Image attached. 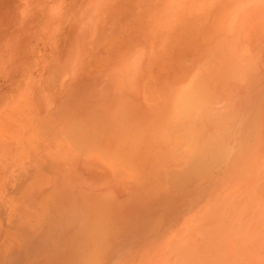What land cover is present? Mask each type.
<instances>
[{
	"label": "rangeland",
	"instance_id": "rangeland-1",
	"mask_svg": "<svg viewBox=\"0 0 264 264\" xmlns=\"http://www.w3.org/2000/svg\"><path fill=\"white\" fill-rule=\"evenodd\" d=\"M23 71L0 264H264V0H0Z\"/></svg>",
	"mask_w": 264,
	"mask_h": 264
},
{
	"label": "crops",
	"instance_id": "crops-1",
	"mask_svg": "<svg viewBox=\"0 0 264 264\" xmlns=\"http://www.w3.org/2000/svg\"><path fill=\"white\" fill-rule=\"evenodd\" d=\"M105 75V74H104ZM13 78L10 79L7 83H3V86H0V106L10 104L17 111H27L31 110V80L29 74L25 71L17 72L13 74ZM75 80L78 82L73 86V88L80 90V77L79 75H74ZM17 108V109H16ZM7 138V137H5ZM22 138V139H21ZM29 136L17 137L16 142L19 143H30ZM20 174L13 180V184H20L22 179L19 178Z\"/></svg>",
	"mask_w": 264,
	"mask_h": 264
},
{
	"label": "bare ground",
	"instance_id": "bare-ground-1",
	"mask_svg": "<svg viewBox=\"0 0 264 264\" xmlns=\"http://www.w3.org/2000/svg\"><path fill=\"white\" fill-rule=\"evenodd\" d=\"M133 134V133H132ZM132 139V138H131ZM139 140V139H138Z\"/></svg>",
	"mask_w": 264,
	"mask_h": 264
}]
</instances>
